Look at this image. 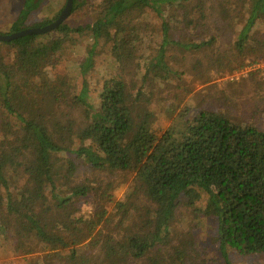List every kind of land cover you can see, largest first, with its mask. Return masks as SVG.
<instances>
[{
    "label": "trees",
    "instance_id": "16d2710c",
    "mask_svg": "<svg viewBox=\"0 0 264 264\" xmlns=\"http://www.w3.org/2000/svg\"><path fill=\"white\" fill-rule=\"evenodd\" d=\"M36 8L24 0L6 34L58 16L27 26ZM75 44L84 59L62 62ZM175 50L198 61L179 70ZM247 59L264 61V0H101L84 26L0 42V250L43 253L32 264H196L185 245L167 252L184 204L214 221L224 261L225 250L264 255V130L214 110L174 116L182 99L167 97Z\"/></svg>",
    "mask_w": 264,
    "mask_h": 264
},
{
    "label": "rangeland",
    "instance_id": "374dc122",
    "mask_svg": "<svg viewBox=\"0 0 264 264\" xmlns=\"http://www.w3.org/2000/svg\"><path fill=\"white\" fill-rule=\"evenodd\" d=\"M24 0H0V34L8 33L9 28L18 18L20 11L23 9ZM66 0H37V8L32 11L26 21L29 26L43 19H51L54 15L61 12ZM101 0H85L82 9L66 20L71 28L84 26L91 22L96 15V7ZM154 28L159 26V20L151 16ZM82 44H85L82 42ZM2 52L10 54L12 50L8 46H1ZM74 56V57H73ZM85 50L82 46L75 44L74 48L68 46L62 53V62L69 61L73 58H83ZM172 59L179 62L178 69L185 71L183 66L193 65L197 60V55L187 53L186 50H175L171 55ZM183 56H186L185 63L181 65ZM84 59V58H83ZM198 61V60H197ZM109 56L107 50L100 52L96 61V74L101 79L106 73L110 74ZM252 64H264V61L245 60V64L238 70L232 72H221L211 70L209 80L205 84H195L188 86L185 90H170L167 93L168 100L171 104H177L178 99H182L178 108L174 111V116L185 108L194 112L198 109L214 110L225 113L234 121L240 124H255L259 129L264 130V74L260 71H248L244 76L241 72L246 66ZM197 70H201L200 67ZM186 91V92H185ZM185 92V93H184ZM177 95L178 98H173ZM165 96V94H164ZM166 100V104H168ZM191 116V114H190ZM171 118L167 125H170ZM82 170L78 180L82 181L89 174ZM107 183L109 180L114 181L115 176L109 177L106 174L100 175L97 180ZM132 176L121 179L122 189L116 195V201L123 198L124 193L130 186ZM204 197V196H203ZM204 202H198L197 206H202ZM93 201L80 205L81 213L89 215L92 211ZM109 213L113 212V205L108 207ZM190 242L196 243V246L190 247ZM185 245V249L195 255L199 253L196 264H264V255L245 256L233 251L225 250L228 259L224 261L218 253L219 242L217 240V229L212 219L196 217L191 208L180 204L175 215L173 231L171 232L169 247L167 252L176 251V247ZM194 251V253H193ZM43 254V253H42ZM41 253L31 255H20L2 252L0 250V264H32L39 258H43ZM193 257V256H192ZM190 264V263H189Z\"/></svg>",
    "mask_w": 264,
    "mask_h": 264
},
{
    "label": "water",
    "instance_id": "95a60500",
    "mask_svg": "<svg viewBox=\"0 0 264 264\" xmlns=\"http://www.w3.org/2000/svg\"><path fill=\"white\" fill-rule=\"evenodd\" d=\"M73 1L74 0H66L63 9L52 23L40 28H26L10 34H0V42L10 43L25 36L44 35L50 33L51 31L57 29L69 17L73 7Z\"/></svg>",
    "mask_w": 264,
    "mask_h": 264
},
{
    "label": "built area",
    "instance_id": "2783aa9c",
    "mask_svg": "<svg viewBox=\"0 0 264 264\" xmlns=\"http://www.w3.org/2000/svg\"><path fill=\"white\" fill-rule=\"evenodd\" d=\"M260 71L262 74H264V64H252L249 66H246L241 72L244 74V76L248 75V71Z\"/></svg>",
    "mask_w": 264,
    "mask_h": 264
},
{
    "label": "flooded vegetation",
    "instance_id": "af4514ba",
    "mask_svg": "<svg viewBox=\"0 0 264 264\" xmlns=\"http://www.w3.org/2000/svg\"><path fill=\"white\" fill-rule=\"evenodd\" d=\"M37 0H35V2H36ZM24 2V1H23Z\"/></svg>",
    "mask_w": 264,
    "mask_h": 264
}]
</instances>
